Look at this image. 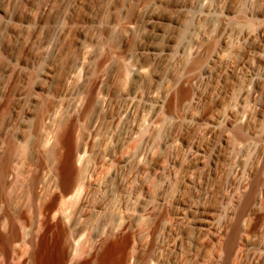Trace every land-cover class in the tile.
Returning a JSON list of instances; mask_svg holds the SVG:
<instances>
[{
	"label": "rangeland",
	"instance_id": "obj_1",
	"mask_svg": "<svg viewBox=\"0 0 264 264\" xmlns=\"http://www.w3.org/2000/svg\"><path fill=\"white\" fill-rule=\"evenodd\" d=\"M0 183V264H264V0H0Z\"/></svg>",
	"mask_w": 264,
	"mask_h": 264
},
{
	"label": "bare ground",
	"instance_id": "obj_2",
	"mask_svg": "<svg viewBox=\"0 0 264 264\" xmlns=\"http://www.w3.org/2000/svg\"><path fill=\"white\" fill-rule=\"evenodd\" d=\"M105 57V56H104ZM106 61L105 59H102L100 62V65L103 66L104 63ZM100 67V66H99ZM100 77L101 76H96L95 78L92 79L90 86L88 87L87 90H85L86 92L84 95V98L82 96V102H83V108L81 110L85 111L89 105L91 99H92V95L94 93L95 88L99 85V81H100ZM82 107V106H81ZM74 135H75V124H71L70 126L66 127L65 129H63L60 134H59V138H58V142L60 144L61 147H63L64 149H66V160L64 158H62L63 153H60V159L58 161V166L59 169H61L64 173L62 174V184L65 187V189H69L70 187V174L68 173V168L71 169V167H73V162H74V158H75V149H74ZM59 146V147H60ZM61 152V151H60ZM68 167V168H67ZM67 168V170H66ZM67 171V173H66ZM73 171V170H72ZM71 173V172H70ZM0 187H1V183H0ZM253 194H250L249 197L246 200V205H248L252 199ZM45 205V204H44ZM55 206V202L51 201L46 203L45 205V210H46V214L49 216L50 211L54 208ZM50 217V216H49ZM48 219V218H47ZM44 228H45V234L42 237V243L43 245H45L49 239H50V232L53 230V224L51 222V220H46V222L44 223ZM236 233V232H235ZM235 233L232 235V237L229 240V249H231L230 247L233 246L234 241H235ZM16 238L15 235V231L12 228L11 232L9 234L8 237L6 236H2L0 237V242L3 244V246L5 247L6 245H8L12 240H14ZM37 256H40V252L36 253ZM111 263V262H110ZM35 264H45L42 260L38 259L35 260ZM112 264V263H111ZM114 264V263H113Z\"/></svg>",
	"mask_w": 264,
	"mask_h": 264
}]
</instances>
